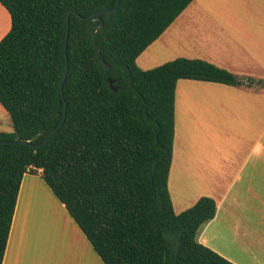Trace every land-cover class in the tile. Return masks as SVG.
<instances>
[{
  "label": "trees",
  "instance_id": "obj_1",
  "mask_svg": "<svg viewBox=\"0 0 264 264\" xmlns=\"http://www.w3.org/2000/svg\"><path fill=\"white\" fill-rule=\"evenodd\" d=\"M119 1L108 16L117 0H0L11 19L0 105L13 124L0 132V264L23 178L38 170L103 264H233L197 238L215 201L177 213L171 199L177 83L264 89V79L199 59L141 69L194 0Z\"/></svg>",
  "mask_w": 264,
  "mask_h": 264
},
{
  "label": "crops",
  "instance_id": "obj_2",
  "mask_svg": "<svg viewBox=\"0 0 264 264\" xmlns=\"http://www.w3.org/2000/svg\"><path fill=\"white\" fill-rule=\"evenodd\" d=\"M180 58L264 79V0H194L137 65ZM41 174L23 178L3 264H103ZM169 191L177 213L215 201L201 244L233 264H264V89L177 83Z\"/></svg>",
  "mask_w": 264,
  "mask_h": 264
},
{
  "label": "rangeland",
  "instance_id": "obj_3",
  "mask_svg": "<svg viewBox=\"0 0 264 264\" xmlns=\"http://www.w3.org/2000/svg\"><path fill=\"white\" fill-rule=\"evenodd\" d=\"M0 9L2 10V13H0V40L9 32L11 28V19L8 12L0 6ZM185 94L186 93H192L193 95L201 94V92L194 91L193 89H190L189 87L186 88V90L182 89ZM191 92H190V91ZM13 131V124L11 121V118L8 113H6L3 108L0 105V132H12ZM47 209V207H46ZM53 223V221L48 220L47 224Z\"/></svg>",
  "mask_w": 264,
  "mask_h": 264
},
{
  "label": "water",
  "instance_id": "obj_4",
  "mask_svg": "<svg viewBox=\"0 0 264 264\" xmlns=\"http://www.w3.org/2000/svg\"><path fill=\"white\" fill-rule=\"evenodd\" d=\"M119 5H120V1L117 0V5H116V7H115L114 9H112V10L104 11L103 14H106V15H108V16H111L112 14H114V13H116V12L118 11ZM101 14H102V13H99V16H100ZM77 17H78L79 19H84V18H82L79 14H77ZM68 35H69V16H68V19H67V38H66V46H65V50H67V47H68ZM66 56H67V54H66ZM106 68H108V66H106ZM68 70H69V65L67 64V66H66V70H65V74H64V78H63V81H62V84H61V90H63L64 82H65V80L67 79V76H68ZM109 85H110L111 89H112L115 93L118 92V89H117L116 87H114V81H113L112 79H109ZM63 123H64V121L62 122V124H63ZM62 124H61V125H62ZM55 132H56V131H55ZM55 132H53L51 135H49V136L45 139L44 142H46L48 139H50V138L54 135ZM23 144H26V143H23ZM30 145H31V144H30ZM31 146H33V145H31ZM40 146H41V145H38L37 147H40Z\"/></svg>",
  "mask_w": 264,
  "mask_h": 264
}]
</instances>
